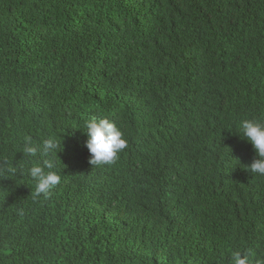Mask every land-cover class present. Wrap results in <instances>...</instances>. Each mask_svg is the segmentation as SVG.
<instances>
[{
    "label": "trees",
    "instance_id": "trees-1",
    "mask_svg": "<svg viewBox=\"0 0 264 264\" xmlns=\"http://www.w3.org/2000/svg\"><path fill=\"white\" fill-rule=\"evenodd\" d=\"M93 118L127 141L111 164ZM245 120L264 123V0H0V264H264ZM46 163L61 182L37 195Z\"/></svg>",
    "mask_w": 264,
    "mask_h": 264
},
{
    "label": "clouds",
    "instance_id": "clouds-1",
    "mask_svg": "<svg viewBox=\"0 0 264 264\" xmlns=\"http://www.w3.org/2000/svg\"><path fill=\"white\" fill-rule=\"evenodd\" d=\"M87 129L86 147L91 154L90 163L111 164L118 158V153L127 147V141L123 138L122 132L115 123L108 119H91L86 122ZM244 138L252 145L257 154L249 168L253 173L264 175V123L253 120H245L241 124ZM45 155L53 153L58 145L53 139L43 141L42 145H36L26 149V152L35 155L37 149ZM45 167L51 169L53 165L46 163L44 167L34 165L31 168V175L38 182L36 183L37 195L48 191L61 182V177L54 171H45ZM235 264H248V257L237 252L234 254Z\"/></svg>",
    "mask_w": 264,
    "mask_h": 264
}]
</instances>
